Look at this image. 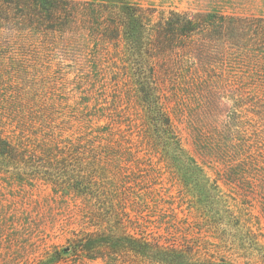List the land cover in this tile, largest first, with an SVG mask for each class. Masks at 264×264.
<instances>
[{"label":"trees","instance_id":"1","mask_svg":"<svg viewBox=\"0 0 264 264\" xmlns=\"http://www.w3.org/2000/svg\"><path fill=\"white\" fill-rule=\"evenodd\" d=\"M154 12L126 0H0V86L22 72L33 85L0 99V160L57 185L53 200L72 194L77 226L60 250L8 247L0 264H61L63 252L105 264H214L182 232L162 184L190 214L238 210L219 180L264 207V15ZM72 159L95 167L38 169Z\"/></svg>","mask_w":264,"mask_h":264},{"label":"rangeland","instance_id":"2","mask_svg":"<svg viewBox=\"0 0 264 264\" xmlns=\"http://www.w3.org/2000/svg\"><path fill=\"white\" fill-rule=\"evenodd\" d=\"M126 1L155 9V18L161 11L166 12L170 9L193 12L221 10L235 14L264 15V0ZM20 74H22L20 75L22 81L9 77V80H5L6 83L0 86L1 94L7 93L5 97L0 96L1 100L10 98L13 95L12 92L16 94L19 90H28V85L33 86L30 80H26L27 73ZM100 123H104V120ZM181 132L185 148L192 152L190 137L184 130ZM72 154L74 153L66 155L70 157ZM37 155L43 158L48 156L42 153ZM59 155L64 156L61 153ZM86 156H90V153ZM94 165L93 162L76 159L53 162L41 160L38 169L54 173L68 171L70 174H75L95 167ZM17 168L20 167L15 165L10 168L9 164L0 160V252H4L8 247L16 249L33 242L40 244L39 251L35 255L40 254L44 249L64 248L69 244L70 232L67 228L77 227L68 221L69 209L74 200L73 195L64 193L60 197L58 194L57 199L53 200L55 192H60L57 190L59 188L57 185L46 184L42 180L31 181L18 177L12 173ZM21 168L20 170L31 171L36 167L25 164ZM205 170L211 179L215 177L210 168H205ZM218 184L227 202L238 208L237 211L232 210V214L216 204L211 210H206L203 215L190 214L186 203L177 199L175 189H170L167 183L162 185L166 187L164 190L166 194L175 196L172 208L177 218L182 219L179 225L184 226L182 232H188L187 236L191 239L193 248L199 246L196 250H198L197 253H201V258L214 262V264H264V207L261 199L249 198L246 201L240 195L241 191L237 192L235 188L224 184L222 180H219ZM130 214L133 215L134 212L130 211ZM30 218L32 222L29 224ZM167 220H170V216H167ZM185 222H188L190 226H187ZM155 225H161L157 228L153 225L155 230L165 232V224L158 222ZM182 232L176 231V234L181 236ZM63 254L66 256V261L61 264H105L100 258L74 259L70 252H63Z\"/></svg>","mask_w":264,"mask_h":264}]
</instances>
